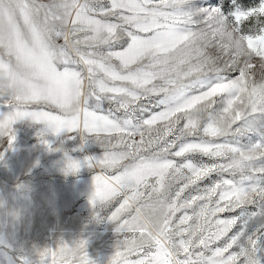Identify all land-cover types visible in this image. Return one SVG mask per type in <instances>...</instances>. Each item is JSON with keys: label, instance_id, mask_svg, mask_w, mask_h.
<instances>
[{"label": "snow or ice", "instance_id": "obj_1", "mask_svg": "<svg viewBox=\"0 0 264 264\" xmlns=\"http://www.w3.org/2000/svg\"><path fill=\"white\" fill-rule=\"evenodd\" d=\"M187 2L0 0V147L29 121L103 150L84 164L120 237L109 264H264V28L238 27L264 0L234 25ZM85 247L39 264H94Z\"/></svg>", "mask_w": 264, "mask_h": 264}, {"label": "rangeland", "instance_id": "obj_2", "mask_svg": "<svg viewBox=\"0 0 264 264\" xmlns=\"http://www.w3.org/2000/svg\"><path fill=\"white\" fill-rule=\"evenodd\" d=\"M260 3L261 0H188L185 8H218L226 22L234 25L238 12ZM238 27L241 35L256 34L264 28V18L249 17ZM10 111L7 105H0V120ZM13 128L15 140L11 148L0 147V264H39L37 252L60 241L68 245L86 241L89 259L94 264H109L120 237L114 223L107 219L106 210H100L94 218L96 210L89 198L96 172L84 164L86 157L101 158L103 150L92 143L81 148L78 139L54 136L39 123L18 121ZM42 139L56 150H49ZM5 143L0 139V146ZM68 159L81 163L77 172L66 170Z\"/></svg>", "mask_w": 264, "mask_h": 264}]
</instances>
